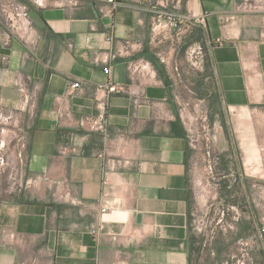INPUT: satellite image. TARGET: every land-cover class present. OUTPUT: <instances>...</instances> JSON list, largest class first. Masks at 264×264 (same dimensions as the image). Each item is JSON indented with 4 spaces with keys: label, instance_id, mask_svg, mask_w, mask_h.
<instances>
[{
    "label": "crops",
    "instance_id": "crops-1",
    "mask_svg": "<svg viewBox=\"0 0 264 264\" xmlns=\"http://www.w3.org/2000/svg\"><path fill=\"white\" fill-rule=\"evenodd\" d=\"M18 1L29 7L38 38L29 50L17 40L4 48L0 37V94L6 107L19 106L15 70L41 83L21 175L39 185L13 191L0 176V264H192L186 130L179 119L153 118L143 100L166 99L175 110L174 96L188 89L200 96L209 92L230 110L264 109V11H236L245 0H181L178 12L189 16L182 34L175 36L173 28L172 37L152 40L156 0H124L112 17L99 14L102 0ZM127 42L131 51L109 59L106 75L105 56ZM191 49L201 53L192 59ZM161 56L179 66L180 78ZM131 63H147L155 79L131 76ZM73 82L80 87L69 91ZM107 83L126 91L102 92L106 98L97 100V87ZM68 91L76 115L97 113L106 103L113 136L107 152L115 165L102 168L97 133L85 135L59 122L58 99ZM70 137L84 154L60 155L59 146ZM64 179L82 200L101 197L109 210L101 214L88 206L82 213L55 202L54 189ZM7 229L22 240L6 241Z\"/></svg>",
    "mask_w": 264,
    "mask_h": 264
},
{
    "label": "rangeland",
    "instance_id": "rangeland-1",
    "mask_svg": "<svg viewBox=\"0 0 264 264\" xmlns=\"http://www.w3.org/2000/svg\"><path fill=\"white\" fill-rule=\"evenodd\" d=\"M181 96L196 111L187 155L192 264H264V109L230 110L209 92Z\"/></svg>",
    "mask_w": 264,
    "mask_h": 264
},
{
    "label": "built area",
    "instance_id": "built-area-1",
    "mask_svg": "<svg viewBox=\"0 0 264 264\" xmlns=\"http://www.w3.org/2000/svg\"><path fill=\"white\" fill-rule=\"evenodd\" d=\"M181 0H156L155 5L159 7L155 11L150 25V34L152 40H157L158 37L169 38L173 36V28H176L175 36L182 34L180 28L181 23L188 19V14H182L178 12V8ZM39 4V2H38ZM124 0H102L99 6V14L102 17H112L113 13L125 6ZM239 12H260L264 11V0L251 1L245 0L240 3L236 8ZM223 33L227 36L230 33L229 28L223 26ZM225 36V37H226ZM0 37L1 44L4 48H8L11 45L12 40H17L31 50L35 41L38 38V31L33 24L30 17L29 7L18 0H0ZM221 40L218 39V42ZM133 44L127 42L122 51H115L109 53L104 58L106 63L103 71L106 75L111 72L108 60L115 59L118 56H122L125 53L131 51ZM196 53H201L200 50L191 49L188 51V56L194 58ZM2 65L5 68L9 67L10 59L7 54H4L1 58ZM161 61L165 65L167 70L173 71L176 78H180L179 66L174 62L168 60L166 56H161ZM129 72L131 76H137L138 74H144L148 78L155 79V70H152L151 66L147 63H131L129 66ZM12 86L19 91L21 95L20 104L17 108H10L3 105L0 94V176H5L8 180L9 187L13 191H20L25 186L32 189L39 185L37 179H28L24 182L22 179V168L25 165L26 151L29 140L30 122L35 115V109L38 102V96L41 90V83L39 80H32L29 76L25 75L19 70L12 72ZM155 83L154 81H152ZM80 87L79 82H73L68 86V90H76ZM66 92L63 98H59L62 108L60 109L59 122L63 125L72 128L74 131H81L85 135L90 133H97L101 137L102 149L97 153V156L103 161L102 168L105 170L107 165H115L110 163L109 154L107 149L110 147L113 136L109 128V118L106 103L99 107L97 113L89 115H76L70 105V92ZM124 92L126 88L124 85H118L113 83H107L105 86L100 85L97 87V100H102L99 95L102 92ZM192 94V91L185 90L184 94H176L173 100L176 105V109L172 110L167 100H148L144 99L143 102L151 106L153 118L157 120H176L179 119L186 130V137L189 145L194 143L192 136V122L195 120L193 113L190 109V103L188 100L182 98L181 95ZM195 110V109H194ZM59 153L64 157L70 155H82L85 153L83 148L78 147L73 138H69L68 141L62 143L59 146ZM117 163V162H116ZM54 189L53 199L57 203H66L80 207V211L83 213L86 207L91 206L98 210L101 214L107 212L109 207L105 205L103 198H99L93 202H86L82 198L74 193L68 184V180L64 179L63 182ZM106 183V182H104ZM85 213V212H84ZM262 224V230H264V218L260 220ZM91 234L95 235L98 232V228H92L89 230ZM4 239L6 241H21L22 236L17 235L13 230L7 229L4 232ZM50 264V263H48Z\"/></svg>",
    "mask_w": 264,
    "mask_h": 264
},
{
    "label": "water",
    "instance_id": "water-1",
    "mask_svg": "<svg viewBox=\"0 0 264 264\" xmlns=\"http://www.w3.org/2000/svg\"><path fill=\"white\" fill-rule=\"evenodd\" d=\"M137 222H138V223L141 222V215H140V214L137 215Z\"/></svg>",
    "mask_w": 264,
    "mask_h": 264
},
{
    "label": "bare ground",
    "instance_id": "bare-ground-1",
    "mask_svg": "<svg viewBox=\"0 0 264 264\" xmlns=\"http://www.w3.org/2000/svg\"><path fill=\"white\" fill-rule=\"evenodd\" d=\"M246 148H250V147L246 146Z\"/></svg>",
    "mask_w": 264,
    "mask_h": 264
}]
</instances>
